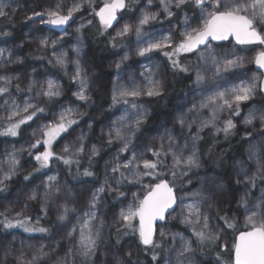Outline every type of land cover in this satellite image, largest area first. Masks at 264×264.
<instances>
[{
	"label": "clouds",
	"instance_id": "9594fccd",
	"mask_svg": "<svg viewBox=\"0 0 264 264\" xmlns=\"http://www.w3.org/2000/svg\"><path fill=\"white\" fill-rule=\"evenodd\" d=\"M99 2L100 0H63L61 11L66 13L73 3H78L80 14L64 34L63 40L65 37H70L76 42L79 37L83 43L72 44L70 47L73 50L75 47H79L80 52H75L74 59H68L66 52L65 66H59L68 84L66 86L65 83L59 81L61 95L58 98L49 101L40 91L44 87L45 79L37 78L36 73L39 71L42 76L47 77V70L33 69L26 76L13 75L10 72V66L23 65L26 57L16 55L13 58L12 53L8 52L3 58H0V78L10 77L9 83L12 86L16 83L23 84V92L30 93L32 103L37 108H43L45 114L53 105L55 107L52 110V118L63 107L73 109L77 127L70 137L66 138V143L77 144L80 150L75 151L70 147L68 153H64L61 149L59 151L61 155L65 156L73 154V163L66 165L73 180L86 176L84 175L85 170L93 173L88 177L97 179L95 184L73 185L66 177H63L62 170L55 169L58 181L57 196L50 198L47 203L48 214L51 210L55 221L49 228V232L52 228H55L57 233L63 232L61 240L66 242V250L63 252L59 250L61 240H57L55 246L49 247L48 251H45L47 254L43 256H37L36 250H21L19 254H16L8 249L0 253V264H128L129 260L132 261V264H148L149 259L151 264H234L231 243L239 232L248 231L253 227L249 224L248 218L253 217L256 221L255 226L264 224V75L259 72L250 77L249 84L253 86V94L246 104H240L239 107L233 105L231 109H224L217 113L212 123L201 126L199 120L193 116L194 111L205 120L212 116L211 106L208 108V115H204V109L199 108L201 100L208 96L203 94L210 92L209 95H211L217 90L224 91L230 87L226 86L227 82L224 81V77L215 72L213 63L207 59L201 60L197 53V58L194 61L187 62L189 68L187 73H194L192 83L186 86L183 100H176L175 114L169 119L160 121L155 135H150L145 130L157 118L152 102L145 99L149 98L145 86L144 89H141V95L135 100V103L142 107L133 108L131 103L123 104L127 105L134 115L131 118L127 114L123 115L126 122L122 132L124 139L128 141L129 150L145 152L147 146L151 145L159 152V156L156 158L157 168L151 173L141 170L139 175H133L132 172L121 168V173L127 172L125 178L121 180L120 176L113 177L106 162L117 154L120 156L127 154L120 151L122 141L115 135H112L111 143L108 142L109 124L116 123L120 118L109 121L106 118V113L117 105L112 106L110 103L108 108L101 109L97 104L95 96L103 91L104 80L101 70L96 67L88 54L87 44L84 43L86 32L83 30L77 32L83 23L88 25V30L94 32L97 37L107 34V32L101 31L89 10L90 3L98 4ZM218 2L239 7L243 14L251 17L253 26L257 30L264 31V16L252 12V0H205L207 11L217 10ZM36 3L45 5L39 11L44 12L48 7L54 6L56 0H9L7 3L0 0V36H4V33L12 34L11 31H5L4 27L6 24L13 23L17 16L21 22L29 20L33 16L35 10L33 5ZM129 3L131 10H134L141 0H129ZM157 3L159 0H152V5ZM30 9L31 11H29ZM219 10H223V8ZM155 12L158 21L163 11L160 9ZM172 12L171 17L164 15L163 18L170 20L172 17H176V20L168 26L176 34L184 31L185 17L188 18L189 25L195 27L202 16V9L195 4V0H186V6L179 9L175 8V0H173ZM25 43L33 44L38 53L43 51L39 47V34L35 32L34 26H30L24 32V39L17 45V48H23ZM60 43L61 41H58V44ZM119 47L120 45L116 48ZM50 48L49 45L48 50ZM215 54L217 59H222L225 55L228 58H233L235 55L244 56L242 50L236 49L235 46L216 49ZM132 58L129 56V60ZM17 60L20 63H17ZM50 60L54 67L57 66L53 58ZM125 62L127 61L122 63L120 58L110 67L119 70L122 69ZM247 64L252 63L247 62ZM69 65H72L71 70ZM77 65L79 74H77ZM197 75L202 77L199 84L196 83ZM253 77H257V79L253 80ZM25 79L27 83H25ZM33 81H36V85L29 91L28 85ZM82 81L85 84L83 95L86 97L83 100L77 95L81 91ZM116 84L121 83L114 81L112 87ZM161 88L162 99L166 105L172 91L175 90L174 87L170 88L169 86L168 73L162 77ZM12 103L20 104L16 99H12L11 102L9 99H5L3 103H0V110H5L6 106L8 107ZM93 105L97 107V111L94 113L90 111ZM250 112H254L251 117L249 116ZM86 117L87 120H85ZM181 117L184 118L183 125L180 122ZM98 120H103L99 127L96 126ZM81 121H85V123L81 124ZM227 121L231 122V127L226 126ZM8 122L4 116L0 115V124L6 125ZM40 123H44V121ZM29 135L30 133H28ZM237 136L239 137L237 143L244 142L241 145L244 150L239 156L233 153L231 171L225 175V168L229 164L228 155L233 147L232 141ZM224 143H227L228 147H221L217 150V146ZM22 147L23 151H21ZM109 148H112L113 151L109 153V157L104 160L100 170L97 171L96 165L99 163V158ZM92 149L95 151L93 152ZM11 151L18 153L17 167L19 170L13 173L12 179L7 182V188L2 191L5 193L8 190L9 182L20 176L24 181H28L24 177L29 175L32 170V168L25 169L22 163L28 151L27 147L13 145ZM150 155V151L146 152V156ZM6 164L7 157L0 158V175L7 171ZM81 164H86L83 170H81ZM73 165H75L74 172L72 171ZM160 180L168 181L173 190L175 203L168 210L166 217L159 221L155 246L148 250L139 243L133 231L119 230V226L114 222V215L126 204L142 196L153 183H158ZM101 186H103L104 192L100 193L102 197L100 203L95 205V216L92 218L91 224L95 243L85 253L80 244L79 233L70 232V228H67L64 221H58V217L63 214L65 208L71 210L74 216L82 215V210H87L93 192ZM34 188L37 187L26 188L21 183L16 195L26 198ZM43 190V188H39L38 192H43ZM33 202L41 204L42 199L39 194ZM113 204L118 206V211L113 208ZM188 206H192L199 213L196 218L200 223L195 227L197 231L203 232V239L197 237L192 224L185 223V217L190 214ZM124 237H133L134 239L123 244ZM188 242H191V248L186 247ZM226 245L228 250H225ZM43 247L45 249L48 246L43 245ZM153 253L157 260H152Z\"/></svg>",
	"mask_w": 264,
	"mask_h": 264
},
{
	"label": "snow or ice",
	"instance_id": "6c2138e0",
	"mask_svg": "<svg viewBox=\"0 0 264 264\" xmlns=\"http://www.w3.org/2000/svg\"><path fill=\"white\" fill-rule=\"evenodd\" d=\"M195 4L202 9V16L198 20L197 26L191 27L188 23V18L185 17L184 23L186 27L182 33L176 34L168 30L167 33L159 35H155L150 27H146L157 21V13L148 10L152 6V0H144V8L140 11V16L135 23L124 22L122 26L116 29H113V25L118 23L126 12L131 11L129 0H102V4L99 5L95 3L89 4V10L92 12L93 19L97 22L101 31L108 33L109 29H113L115 32V35L108 34V43L113 48H116L118 45L130 48V51H127L121 57L122 63L129 61V56L141 57L149 61V63L142 65L144 71L139 73L145 82L144 84H138L135 78L136 73H130L128 78L131 80V86L116 84L112 87V106L131 103L133 108L142 107V105L138 106L135 100L141 95V89H144L145 86L149 98L159 97L162 99V77L168 73L169 68L173 72L187 73L189 71L188 63L183 61L182 57H185L188 53L198 51L200 59L210 60L214 65L215 72L221 76L225 72L243 69L246 62L255 64L259 69L264 70V31L257 30L253 26V21L249 15L243 14L239 7L220 4L219 2L216 4L217 10L215 11H207L205 0H195ZM183 6H186V0H175V8L179 9ZM158 7L162 9L165 16L171 17L173 15V0H159ZM62 8L63 0H56V4L48 7L44 12L34 10L33 16L29 18V21H31L30 26H34L35 32L39 34V47L43 50L39 53L47 54L50 45L52 49L51 56L55 60V63L64 67L67 53L61 51L57 54L55 50L58 41H63L64 35L53 37L51 33L57 28L61 29L64 34L67 33L69 27L75 23L74 17L79 13V4L73 3L66 13L61 11ZM220 8H223V10H219ZM252 12L264 16V0H252ZM88 27V25L81 23L77 32L85 31ZM43 33L49 34L45 35ZM130 34L136 37L134 48L130 44H126V39ZM3 35L7 36L8 34L4 33ZM233 40L235 41V45L241 46L242 49L251 48L254 55L251 57L235 55L233 58H228L225 55L224 58L217 59L215 54L216 49L212 46V42ZM82 43L83 41L77 37L76 44L80 45ZM218 46L223 47V45ZM6 51V49L0 48V58L4 57ZM74 51L79 53L80 48L75 47ZM157 53L163 54L166 58V63L155 61L154 56ZM29 55H33V53H29ZM51 62L49 60V63ZM17 63H20V61L17 60ZM117 67L119 68V65ZM77 74H79L78 65ZM260 74L264 75V71H261ZM235 78L240 80L241 83L233 85L224 91L217 90L201 100L200 109H208L209 106L212 108V116L207 120L201 118L195 111L193 112V116L199 120L201 126L212 123L218 112L224 109H231L233 105L239 107L240 104H246L251 99L253 86L248 81H244L239 72L235 73ZM252 79L255 80L257 77H253ZM9 80L10 77L7 76L0 78V96L8 94L12 87H15L16 91H23L19 83L12 86ZM201 80L202 77L197 75L196 83L199 84ZM35 85L36 81L29 84V91ZM84 86L85 84L82 81L81 91L77 93L81 100L86 99L83 95ZM40 91L49 101H52L61 95L60 83L58 80L46 78L44 87ZM5 111L8 113L5 118L9 122L6 125L0 124V137L20 136L23 126L29 125V122L33 121L38 114L44 113L43 108H37L32 103V97L24 101L22 105L16 103L10 104ZM74 115L75 113L71 107H63L55 114L54 118L46 120L44 123H38L30 132L29 139L25 141L28 149L26 154L33 158L36 166L32 168L29 175L24 177L25 180H30L35 173L50 168L52 163L56 161H61L65 165L73 163V154L67 156L61 155L60 151L55 150L54 145L62 137L66 140L67 137L64 134L67 133L69 127L76 123ZM253 115L254 112L249 113L250 117ZM125 122L126 118L121 116L119 121L108 126V142L111 143V137L115 135L117 139L122 141L120 151L127 153L124 156L117 154L106 162L107 167L111 169L113 177L120 176L121 180L127 175V172H120L121 168L132 172L133 175H139L141 170L151 173L157 168L156 158L159 156V152L153 149L151 145L147 146L145 152H137L135 149L129 150L128 141L124 139V133L122 132ZM180 122L182 125L184 124L183 117L180 118ZM226 126L231 127V122L227 121ZM70 147L75 151L80 150L79 145L74 143L64 142L60 145V149L64 153H68ZM23 150L22 147L21 151ZM92 151L94 152L95 149H92ZM148 151L151 152L150 156H146V152ZM4 155L7 157V171L0 175V192L7 188V182L12 179V174L19 170L17 167L18 153L16 151H8ZM249 155L251 156L252 153L250 152ZM84 175L90 176L93 173L85 170ZM57 185L56 175L48 176L46 182H42L41 186L32 189L26 197V202L16 211L15 216L11 215L13 211L11 207L0 211V226H3L5 229L19 227L29 233H48L49 228L41 224L40 216L32 217L26 215V213L32 207L30 202L35 201L39 194L42 199L40 210L43 216L47 217V203L50 198H56ZM41 187L44 189L43 192H38V189ZM103 192V186L93 192L87 205V210H82V215L75 216L79 229L76 226L70 228V232L79 233L80 244L85 253L95 243L91 224L92 218L95 216V205L100 203L102 199L100 193ZM174 203L175 197L168 181L160 180L158 183H153L144 191L142 196L135 198L131 203L121 208L114 215V222L119 226L120 231H133L139 243L145 249L151 250L155 246L157 225L160 220L166 217L168 210L172 208ZM188 207L190 214L185 217V223L192 224L197 237L203 239V232L197 231L195 227L200 223L196 218L199 216V213L192 206ZM70 215H72L71 210L65 208L63 214L58 217V221H64L67 226L71 223L69 219ZM248 222L253 227L248 231L239 232L231 243V254L234 264H264V224L255 226L256 221L253 217H249ZM28 247L31 248V245ZM186 247L191 248V242L186 243ZM225 250H228L227 245L225 246ZM46 254L43 245L36 249L37 256ZM152 260H157L154 253ZM128 264H132V261L129 260ZM148 264H151V261Z\"/></svg>",
	"mask_w": 264,
	"mask_h": 264
},
{
	"label": "trees",
	"instance_id": "16d2710c",
	"mask_svg": "<svg viewBox=\"0 0 264 264\" xmlns=\"http://www.w3.org/2000/svg\"><path fill=\"white\" fill-rule=\"evenodd\" d=\"M3 2L7 3L9 2V0H3ZM39 3H36L35 6H39ZM99 4H102V2H99ZM40 8H43V6H40ZM127 13V12H126ZM176 18V17H175ZM96 22V21H95ZM97 23V22H96ZM23 23H21L19 20H15L13 23L10 24H6L4 27L5 31H11L10 29H12L13 31H11V35H7V36H0V45L2 42H4V40H10L12 37L16 36V34L18 35L19 31L22 29L23 30ZM99 26V25H98ZM86 35L84 38V43L87 44V51L88 54L92 60V62L96 65L97 68H99L101 70V75L103 77L104 80V85H103V91L101 93L96 94L95 98L97 101V104L101 107V109H106L109 107L111 100H110V92L112 89V85L113 82H117V83H121V84H125L131 85V80L128 78L130 73H135L139 70V67L141 66V62H137V60H134L133 57L131 60L125 62V64L123 65L122 69H114L113 67H110V63H109V59L116 53L117 48H112L111 45L108 43L107 41V36L108 34L112 35V30H108V33L103 36V37H97L96 34L90 30H85ZM55 35H60L59 32L53 31L52 32ZM76 43L73 39H64L63 41H61L60 44H58L56 46V52L57 54H59V52L63 51V52H67L68 53V59H74L76 57V53L75 51L70 47L72 44ZM229 43H234L233 41H228L226 43H223L222 45H227ZM26 44V43H25ZM236 47H239L240 49L241 46L239 45H235ZM218 47V46H217ZM16 52L12 53V57L14 58L17 54V51H21L23 55H25L26 57H28V59H25V63L23 65H13V72H15V74H21L23 76H26V73L23 71L25 69L26 64H44L46 66H48L50 68V72L52 75H58L59 77L63 74L61 68L59 67V65L57 66H53L52 63H49V60L52 58L51 56V52L52 49L50 48L47 52V54H40L38 52L35 51V48H33V46H26L24 45L23 48H15ZM29 53H33V55H29ZM24 56V57H25ZM183 61H186L183 59ZM187 62V61H186ZM72 65H69V69L71 70ZM253 69V67H252ZM254 70V69H253ZM37 78L39 79H44V76H42L40 74V72L38 71L36 73ZM168 76H169V86L170 88L174 87V91H172L171 97L168 98L167 104L165 105L164 100L161 98H147V100L152 102V107H153V111L156 115V119L154 120V122H152L150 124V126L146 127V131L150 134V135H155L157 134V128L160 124V121L163 119H169L171 118L174 114H175V103L177 99H180L183 97L185 90H186V86L188 84V82L191 80L192 78V74L191 72L183 74V73H178L177 72H173L170 68L168 70ZM176 78H177V82H176ZM25 83H27V80L25 79ZM63 83L68 84L67 80L65 79V81H63ZM23 84H21V88H23ZM72 87H74V85H72ZM15 87H12L9 91L8 94H11L12 90H14ZM16 90V89H15ZM210 92H206L203 95H209ZM4 95V96H6ZM17 95H21L24 97H31L30 93L27 92H23V91H17ZM199 98V97H198ZM95 105H93L94 108ZM117 107V106H116ZM112 108L115 110V108ZM52 108V106L50 107V109ZM93 108L90 110L92 112ZM49 109V110H50ZM54 109V108H53ZM52 109V110H53ZM128 109L129 112L131 113V115H129V117L131 118L134 115V112L128 108V106L123 107L122 110H126ZM52 113V111H51ZM204 115H208V109H204L203 110ZM6 117V111L5 110H0V115ZM114 114H110L109 112L106 113V118L108 119L109 117L112 118ZM87 118V117H86ZM85 118V119H86ZM52 117H36L34 118L33 121L29 122V125L23 126L22 127V134L20 135L19 140L17 141H13L15 139V137H0V150L1 148L4 146V144L6 142H13V143H20L21 141H24L26 139H28V134L26 132L28 131H32L38 123L42 122L43 120H51ZM102 120H99V122H101ZM83 121H81L80 123H82ZM74 127V128H73ZM76 125H73L70 129L69 132L64 134L65 137H70V134L73 132V130L76 128ZM73 128V129H72ZM237 140H239V137L237 136L236 138L233 139L232 141V150L229 152L228 155V159H229V164L226 166L225 168V175H227L230 172V168H231V160L234 159L233 153H235L236 156H239L241 151H242V147L241 145L244 144L243 141H241L240 143H237ZM65 139L62 137L61 140L58 141L56 148V151H59L60 149V145L62 144V142H64ZM221 147H228L227 143H224L223 145H218L217 146V150H219ZM113 151L112 148L107 149V151L103 154V156L101 158H99V163H97L96 165V170L99 171L100 170V163H102V161L105 159V157L109 156V153H111ZM127 155V154H125ZM23 162L30 166V168H33L34 166H36V162L33 160L32 157L28 156L27 154L25 155V158L23 159ZM58 165L57 168H59L60 170H62V174L63 177H65V175H69V171H68V166L64 165L61 161H56L54 162ZM51 165V168L53 166V164ZM84 167H86V164H81V170L84 169ZM29 168V169H30ZM54 171V168L48 170V171H44V172H37L36 174H34L30 180L28 181H24L23 177H17L15 179H13L11 182H9V187L7 192H0V200L2 198H4V200H8L10 201L13 206L15 207H21L23 205V203L26 202V198L21 196H17L16 193L18 191V189L21 187V183H23L26 188H29V186L32 183H37V181L39 180L40 177L45 176L48 173H51ZM72 171H75V165L72 166ZM72 179V178H71ZM75 180L72 179L71 184L73 185H77L80 184L78 182H74ZM113 208H117L116 204H113ZM40 210V205L37 202H33V207L30 208V210L26 213V215L35 216V213H37V211ZM0 211L1 208H0ZM51 211V210H50ZM49 211V212H50ZM99 215V214H98ZM53 213L52 211L49 214V217H53ZM46 221V220H45ZM51 222V221H50ZM49 222H44V224H47ZM52 224V222H51ZM53 225V224H52ZM2 232L5 231V229L3 228V226H1ZM56 230L55 228H52V231ZM130 237H125L123 241H126V239H128ZM124 244V243H123ZM0 253H2L3 251H6L7 249L11 248L12 251H16L17 250V246L14 244H6L5 240L1 238L0 241ZM146 259H148L147 257H145ZM150 261V259H149Z\"/></svg>",
	"mask_w": 264,
	"mask_h": 264
},
{
	"label": "rangeland",
	"instance_id": "374dc122",
	"mask_svg": "<svg viewBox=\"0 0 264 264\" xmlns=\"http://www.w3.org/2000/svg\"><path fill=\"white\" fill-rule=\"evenodd\" d=\"M100 2H102V0H100ZM38 5L39 6H35V4L33 5L34 8H35V11H41L42 8H40V6H43V7L45 6L44 4H41V3H39ZM142 8H144V0H141V3L139 5H137V6H135L134 10H131V11H128L127 13H125L124 16L119 20V22L116 23L113 26V29H116V28L122 26V24L124 22L135 23L138 20L139 16H140V11H141ZM148 10L152 11V12L159 11L160 8L158 7V3L152 5L151 8H149ZM29 11H31V9ZM79 15L80 14L78 13L74 17L75 21L77 20V17ZM163 17H164V13L161 12L160 18L158 19V21L157 22H153L150 26H146V27H150L155 35H159L161 33H167V31L170 30V28L168 26L172 23V21L176 20V18L172 17L170 20H165ZM14 19L20 21L19 16H17ZM21 23H23V25H24L23 26V30L21 29L19 31L18 35L16 34V36L12 37L10 40H4V42L1 43L0 48L6 49L7 50L6 53H8V52H11V53L16 52L15 48L24 39V32L27 31V29L31 25V21H29V20L22 21ZM113 29H110V30H112V35L115 34ZM10 30L13 31L12 29H10ZM57 32H59V31H57ZM43 34L48 35L49 33H43ZM51 35L53 37L57 36V35H55L53 33H51ZM63 35H64V33H60V36H63ZM67 38L71 39L70 37H65L64 39H67ZM135 41H136V37L134 35L130 34L129 37L126 39V44H130L134 48L135 47ZM24 45H26V46H31L32 45L33 48H35V46L33 44H31V43H26ZM212 46L215 49H217V50L222 48V47H219V46L216 47L213 44H212ZM232 46H235L234 43H229L227 45H224L223 47L231 48ZM235 48L240 50L239 47L235 46ZM257 50H259V49H257ZM126 51H130V48H128V47H126L124 45L120 46L116 50V53L109 59V63L113 64L114 62L118 61ZM197 53H198V51L197 52H193V53H188V54H186L185 57H182V60L184 59L187 62L194 61L197 58ZM17 54L19 56H22V57L25 56V55L22 54L21 51H17ZM242 54L244 56H246V57H251L252 55H254V52L252 51L251 48H249V49H244L242 51ZM26 58L28 59V57H26ZM133 59L137 60L138 63L141 62V64H140L141 66L139 67V70L137 72H135L136 73V77L135 78H136L137 83L144 84L145 82L143 81V78L139 75V73L144 71V68H143L142 65L149 63V61H147V60H145L144 58H141V57H136V58H133ZM154 59L158 63H166V58L163 56L162 53H157L154 56ZM13 67L14 66H10V72H11V74L15 75V72H13V70H12ZM252 67L254 69L253 64H247V62H246L245 63V67L243 69L232 70V71L223 73L222 76L224 77V81L227 82L226 86L231 87L233 85H237V84L241 83L240 80L235 78V73H237V72H239L242 75V79L244 81H248L249 82L250 77L254 73H258V71H256L255 69L253 70ZM33 69H37V70L44 69V70H47L48 75H47V77H44V79H46V78L47 79H53V80H58L60 82L65 81V78L63 77V74L60 77L58 75H52L50 73V71H49L50 70L49 67L44 65V64H42V63H40V64H37V63H35V64H33V63L32 64H26L25 69L23 71L27 75L28 73L32 72ZM183 74H186V73H183ZM191 74H192V78L188 82L187 85L191 84L192 80L194 79V73H191ZM176 82H177V78H176ZM128 85L131 86L130 84H128ZM190 95H192V94H190ZM184 96H185V93H184L183 97L181 98V100H183ZM29 98L30 97L26 98L24 96L17 95V93H11V94L6 95V96H0V103H3V101L5 99H9L10 102H11L12 99H16L17 102L22 105L24 103V101L29 100ZM145 99H147V98H145ZM126 106L127 105H122L121 104V105H117L115 110L111 109V111H109V113L110 114H114V115H113L112 118L109 117L108 120L111 121V120L119 119L121 116H123L125 114L131 115V113L129 112L128 109L122 110V108L126 107ZM6 108H7V106H6ZM96 111H97V107L95 105L93 110H92V112L94 113ZM6 114L8 115L7 112H6ZM87 119L88 118H86L85 120H87ZM84 123H85V121H83L81 124H84ZM102 123H103V120L101 122H99V120H98V121H96V126L99 127V125L102 124ZM30 132L31 131H28L26 133L28 134ZM28 139H29V137H28ZM28 139H26V140H28ZM26 140L21 141L20 143L6 142L4 144V146L0 150V158H3L5 156L4 155L5 152L11 151V148H12L13 145H15L16 147H20L21 145L27 147V144L25 143ZM64 142H66V140ZM64 142H62V143H64ZM243 150L244 149L242 148L241 153L243 152ZM108 157L109 156L105 157V159L108 158ZM104 160L102 161V163H100V168H101V165L103 164ZM22 163H23V166H24L25 169H29L30 166H31V165L30 166L26 165L23 161H22ZM57 167H58V165L56 163H54L53 166H52V168H54V171L51 172V173L46 174L45 176L40 177L39 180L37 181V183H35V182L32 183L29 186V188L41 186L42 182H46L48 180V176L56 174L55 169H59ZM52 168L50 167L48 169L50 170ZM48 169H44L41 172H44V171H46ZM230 171H231V168H230ZM30 203L32 204V207H33V202H30ZM8 207H11L13 209L11 215L15 216L16 211H18L22 206L21 207H16V206L14 207L13 204L10 201L4 200V198H2L0 200V208H1V210L4 211ZM116 210L117 211L119 210L118 206H117ZM50 212H49V214H50ZM49 214H48L47 217H44L43 213L41 212V210H39V211H37V213H35L34 217L40 216L41 217V224L44 227H46L45 226L46 224H44V222L46 223V222H50L51 221L52 224H53L54 221H55V216L49 217ZM69 219H70L71 223L67 225V228H71L72 226H76L79 229V224L77 223V220H76L75 216L74 215H70ZM62 235H63V232L57 233L56 230H54V231L51 230V232H48V233H29V232H25L22 228H19V227L12 228V229H5V231L2 232V229H1V226H0V241H1V238H2V239L5 240L6 244H14V245H16L17 246V250L13 251L16 254H19V252L21 250H25V251L36 250L41 245L48 246V247H45V249H44L45 251H48L49 247L55 246V242L57 240H61V236ZM130 239H134V238L130 237V238L126 239V241H123V243L127 244ZM29 245H31V248L28 247ZM0 249H1V246H0ZM59 250L61 252L66 250V242L61 240L60 249Z\"/></svg>",
	"mask_w": 264,
	"mask_h": 264
},
{
	"label": "flooded vegetation",
	"instance_id": "af4514ba",
	"mask_svg": "<svg viewBox=\"0 0 264 264\" xmlns=\"http://www.w3.org/2000/svg\"><path fill=\"white\" fill-rule=\"evenodd\" d=\"M54 31H56L57 32V30H55L54 29ZM59 33H63V32H59ZM226 42H228V41H226ZM226 42H219V43H214V42H212V44L213 45H215L216 47L218 46V45H222L223 43H226ZM234 42V41H233ZM240 50H244V49H240ZM253 66H254V64H253ZM50 69V68H49ZM254 69H255V67H254ZM256 70V69H255ZM50 71V70H49ZM257 71V70H256ZM51 72V71H50ZM52 73V72H51ZM259 73V72H258ZM11 93H17V91L14 89V90H12V92ZM28 98V97H27ZM55 106L53 105L52 106V108L49 110V112L47 113V114H45V113H42V114H38V116H37V118L38 117H43V116H46V117H52V113H51V111H52V109L54 108ZM3 116H4V114H3ZM5 117V116H4ZM36 118V117H35ZM77 126V125H76ZM74 128V127H73ZM72 128V129H73ZM71 130V129H70ZM19 138H20V136H18V137H15V139L13 140V141H17V140H19ZM57 143H58V141L56 142V144L54 145V148L55 149H57L56 148V145H57ZM49 170V169H48ZM48 170H46V171H48ZM65 177L68 179V181H69V183H71L72 182V179H71V176H69V175H65ZM74 182H78V183H80L79 185H88V184H95L96 182H97V179L96 178H94V177H88V176H83V177H79V178H77ZM47 228H51V226H52V224H51V222H49V223H47L46 225H45ZM54 231V230H53Z\"/></svg>",
	"mask_w": 264,
	"mask_h": 264
},
{
	"label": "water",
	"instance_id": "95a60500",
	"mask_svg": "<svg viewBox=\"0 0 264 264\" xmlns=\"http://www.w3.org/2000/svg\"><path fill=\"white\" fill-rule=\"evenodd\" d=\"M115 25V24H114ZM113 25V26H114ZM55 30H57V31H59V32H63L61 29H55ZM234 41V40H233ZM214 43H219V42H216V41H213ZM235 42V41H234ZM254 67H255V69L258 71V72H261V71H264V70H262V69H259L255 64H254Z\"/></svg>",
	"mask_w": 264,
	"mask_h": 264
}]
</instances>
